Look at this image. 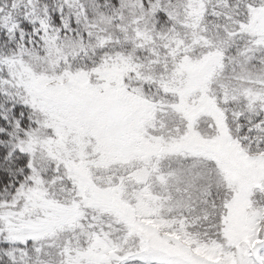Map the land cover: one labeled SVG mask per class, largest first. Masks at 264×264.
Listing matches in <instances>:
<instances>
[{
    "label": "snow or ice",
    "instance_id": "1",
    "mask_svg": "<svg viewBox=\"0 0 264 264\" xmlns=\"http://www.w3.org/2000/svg\"><path fill=\"white\" fill-rule=\"evenodd\" d=\"M0 264H264V0H0Z\"/></svg>",
    "mask_w": 264,
    "mask_h": 264
}]
</instances>
